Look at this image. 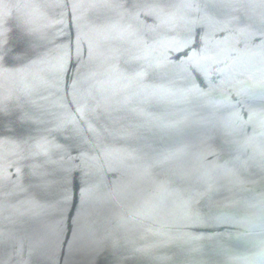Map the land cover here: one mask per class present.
Masks as SVG:
<instances>
[{"label": "water", "instance_id": "obj_1", "mask_svg": "<svg viewBox=\"0 0 264 264\" xmlns=\"http://www.w3.org/2000/svg\"><path fill=\"white\" fill-rule=\"evenodd\" d=\"M0 264H264V0H0Z\"/></svg>", "mask_w": 264, "mask_h": 264}]
</instances>
